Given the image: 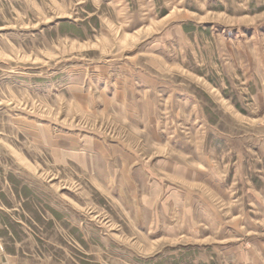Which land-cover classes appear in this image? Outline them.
I'll return each instance as SVG.
<instances>
[{"label":"rangeland","instance_id":"374dc122","mask_svg":"<svg viewBox=\"0 0 264 264\" xmlns=\"http://www.w3.org/2000/svg\"><path fill=\"white\" fill-rule=\"evenodd\" d=\"M152 180L264 264V0H0L1 243L21 264H195L147 233L177 214L143 201Z\"/></svg>","mask_w":264,"mask_h":264},{"label":"crops","instance_id":"0c3cea01","mask_svg":"<svg viewBox=\"0 0 264 264\" xmlns=\"http://www.w3.org/2000/svg\"><path fill=\"white\" fill-rule=\"evenodd\" d=\"M165 165V170L173 173V162H168V164ZM196 178L197 177L195 176L192 177V179L187 178L186 181L190 185H193V183L197 184V182L199 181H197ZM168 183L169 181L163 182L162 180H152V182L149 184L151 186V189H148L147 194L143 195V201L147 202V206L150 207L153 203H157L160 196L166 194V198H164L162 202L165 201L169 204L172 203L173 208H177V214H172L171 216L169 214L170 212L168 207H166V212L162 211L161 214L155 212L154 215L156 225L151 229H147V233L158 234L156 237V241L159 243H177L173 245L164 244L162 249H165L167 251L169 247L181 246L179 247L181 249L183 247H187V251L189 254L187 255L188 259L186 261H193L195 264H207L209 263V258L212 259L213 255L217 257H223L227 261V264H247V262L252 263V259L254 257L253 252L252 250H250V248H244L236 242L234 244L231 242L224 243L223 241L219 240V238H223L226 236L229 237V235H231L235 238V240L238 241V237L242 238V235L237 228H220L216 226L218 228V237H216L212 241V238L208 237V235L216 234L212 230L214 229V225L208 224L207 220L204 221L208 218L215 220V213L212 212V209H210L212 208V206L210 207L207 202L200 196H197V194L194 193L193 195L190 192L187 193V191L180 190L181 188L179 189L178 187L181 186H179L178 184ZM206 185L210 186V183H207ZM163 187L164 189H160ZM185 200H187V206H185L184 204ZM173 201L175 202L173 203ZM202 209H205V213L202 212ZM184 212H186V214ZM200 219L202 220L199 221ZM204 229H207V231ZM202 231H204V234H202ZM260 244L261 242L257 245L260 246ZM261 245L263 246L261 254H263L264 243ZM197 251H199V253L196 256L195 252ZM202 251H204L205 253H201ZM182 255L183 251L176 256L181 257ZM244 255H247L248 259L244 260ZM181 260H184V256H182ZM257 262H259V259L257 260ZM0 264H21L19 256L16 253H10L5 245L1 243V241Z\"/></svg>","mask_w":264,"mask_h":264},{"label":"bare ground","instance_id":"6f19581e","mask_svg":"<svg viewBox=\"0 0 264 264\" xmlns=\"http://www.w3.org/2000/svg\"><path fill=\"white\" fill-rule=\"evenodd\" d=\"M161 12V11H160ZM158 14V13H157Z\"/></svg>","mask_w":264,"mask_h":264}]
</instances>
